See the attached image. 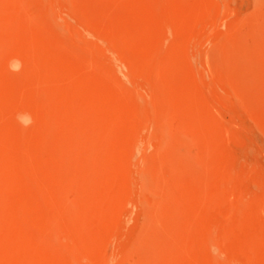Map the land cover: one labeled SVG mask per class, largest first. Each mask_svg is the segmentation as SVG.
<instances>
[{"label":"rangeland","instance_id":"rangeland-1","mask_svg":"<svg viewBox=\"0 0 264 264\" xmlns=\"http://www.w3.org/2000/svg\"><path fill=\"white\" fill-rule=\"evenodd\" d=\"M0 264H264V0H0Z\"/></svg>","mask_w":264,"mask_h":264}]
</instances>
